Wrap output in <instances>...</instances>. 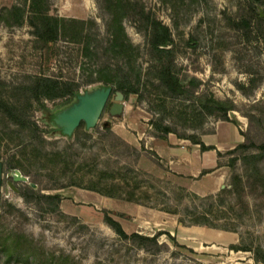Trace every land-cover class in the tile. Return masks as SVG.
Wrapping results in <instances>:
<instances>
[{
    "label": "rangeland",
    "instance_id": "1",
    "mask_svg": "<svg viewBox=\"0 0 264 264\" xmlns=\"http://www.w3.org/2000/svg\"><path fill=\"white\" fill-rule=\"evenodd\" d=\"M250 3L264 16V0H45L51 14L73 19L46 43L28 22L30 0H0V12L25 7L20 24L15 12L3 15L11 24L0 19V264H264V155L231 164L227 149L216 159L192 152L199 147L178 134L207 141L222 120L168 91L146 37L150 13L170 29L178 76L242 107L264 99V25L240 21ZM41 76L78 93L124 86L131 94L120 115L105 111L94 127L80 122L66 135L55 116L76 96L38 104L28 87ZM228 116L246 130L239 112ZM158 118L176 130L167 140ZM232 134V125L220 128L221 138ZM26 186L36 199L20 195ZM106 212L127 214L115 218L128 234L162 232L167 246L156 253L119 237Z\"/></svg>",
    "mask_w": 264,
    "mask_h": 264
},
{
    "label": "trees",
    "instance_id": "2",
    "mask_svg": "<svg viewBox=\"0 0 264 264\" xmlns=\"http://www.w3.org/2000/svg\"><path fill=\"white\" fill-rule=\"evenodd\" d=\"M45 0H30L29 16L28 22L33 27V34L46 43H54L58 40L59 36L66 29L68 22L73 21V19L61 17L56 14H51L49 8L45 7L43 4ZM15 12V23H22L25 16V7H20L14 5L12 7H5L1 9L0 19H3L8 24L11 22L7 19L4 20L3 15L6 13ZM113 20L119 21L118 18L113 17ZM147 20V41L148 47L151 54L154 56L156 61V75L158 80L166 86L168 91L174 95H186L188 97H194L197 99L201 107L208 113L215 116L216 119L228 122H234L235 120L230 119L228 112L235 110L239 112L242 116L247 119V128L245 131H241L244 139L237 143L235 147L226 151L227 154L232 155L231 164L235 162L238 156H256L260 157L264 155V99L253 101L249 103L242 104V107L236 106L229 99H219L213 95L209 96L206 89L201 88V81L196 77H191L187 80L186 76L181 78L178 76L175 68V51L170 46L172 43V37L170 29L161 20L150 16V13L146 16ZM83 21V20H82ZM241 24L244 26H250L252 23L255 24L256 28L261 30L264 25V16L261 15L256 9V7L250 3L248 11L245 17L241 18ZM122 30L121 25L118 27ZM123 31V30H122ZM197 71V68H194ZM29 91L31 97L38 104L43 105L42 99H55L65 96H75L78 91V86L71 82H65L54 78L53 76H41L35 79L29 85ZM117 91H120L125 98H128L131 94L130 89L124 88V86H119L118 88H112L109 100L103 110V113L110 108L112 104L111 98ZM4 108L8 114L17 121L21 122L23 125L28 126L29 123L23 118L18 116H13L10 113V108L4 105ZM102 113V114H103ZM101 114V115H102ZM161 133L158 135L160 138L167 140L170 133H174L176 130L164 123V119L158 118L157 122ZM110 130L109 127L106 128ZM179 138L188 139L194 144H198L200 151L215 150L218 155L221 151L217 150L214 145H206L200 138L193 136H186L184 134H178ZM153 161L160 165V157L151 152L149 154ZM209 172V170L203 169L202 174ZM20 195L26 200L31 201L36 199L39 195L38 192L31 186H26L25 192L20 193ZM50 199L58 200L60 194H49L45 196ZM119 216L122 218L129 219V216L125 213L110 214L105 213L103 221L105 224L111 228L119 237L129 240L135 244L140 245L145 250L152 252H159L164 249L167 245L160 242L159 236L162 232H155L153 235L140 234L137 232H131L128 234L119 220L115 218ZM180 223L184 224L183 220ZM175 245H179L175 238L168 234ZM185 248L183 246H180ZM233 248V247H232ZM189 251H193L190 248H185ZM254 256L255 260L258 259L261 253L259 249H249ZM264 260V256H262Z\"/></svg>",
    "mask_w": 264,
    "mask_h": 264
},
{
    "label": "water",
    "instance_id": "3",
    "mask_svg": "<svg viewBox=\"0 0 264 264\" xmlns=\"http://www.w3.org/2000/svg\"><path fill=\"white\" fill-rule=\"evenodd\" d=\"M111 91V87H100L85 93L77 92L75 95L76 100L68 108L56 114V124L66 135H70L72 131L80 124V122H84L87 128L94 127L97 124L101 114L103 113V110L111 95ZM123 98L124 96L120 91H117L115 93L114 101L109 108V114L111 116H118L123 112ZM2 172L3 164L0 161V197L2 186ZM13 178L14 180L24 179L20 175H15Z\"/></svg>",
    "mask_w": 264,
    "mask_h": 264
},
{
    "label": "crops",
    "instance_id": "4",
    "mask_svg": "<svg viewBox=\"0 0 264 264\" xmlns=\"http://www.w3.org/2000/svg\"><path fill=\"white\" fill-rule=\"evenodd\" d=\"M246 119V118H245ZM235 123L234 122H228V121H222V125L220 126V128L223 125L226 124H230L232 125V137L230 139H224L221 138L219 135L220 132V128H217V130L215 131V133L213 134H209L211 136H209L208 140L206 141L204 138H202L201 140L206 144V145H214L217 150L221 151L222 149H232L233 147L236 146L237 143L241 142L242 140V134L241 131H244V126L246 125L245 122H242L241 120H238L237 118H234ZM196 146L199 147L198 144H195ZM182 148H185L184 146ZM192 152H198L196 153L198 157H201L203 155V157L209 156V157H213V159H216L217 157V152L215 150H207V151H200V148L198 149H193ZM196 156V155H193ZM193 165V163H192ZM192 167L195 168H199L198 165H193Z\"/></svg>",
    "mask_w": 264,
    "mask_h": 264
},
{
    "label": "flooded vegetation",
    "instance_id": "5",
    "mask_svg": "<svg viewBox=\"0 0 264 264\" xmlns=\"http://www.w3.org/2000/svg\"><path fill=\"white\" fill-rule=\"evenodd\" d=\"M113 102V101H112ZM111 106V105H110ZM109 112V109L107 110Z\"/></svg>",
    "mask_w": 264,
    "mask_h": 264
}]
</instances>
